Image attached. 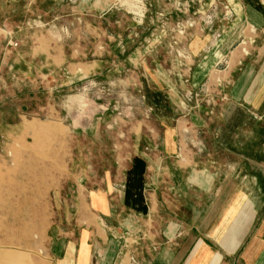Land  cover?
<instances>
[{
  "label": "rangeland",
  "instance_id": "374dc122",
  "mask_svg": "<svg viewBox=\"0 0 264 264\" xmlns=\"http://www.w3.org/2000/svg\"><path fill=\"white\" fill-rule=\"evenodd\" d=\"M235 8L232 0H0V264H55L71 226L72 201L62 198L73 173L115 174L117 152H131L142 132L176 131L197 168L215 177L194 196L213 199L231 180L235 199L249 200L248 237L264 234V98L257 108L235 105L232 83L217 77L222 59L212 78L194 77L209 37L220 40L239 18ZM146 88L163 89V100L147 101Z\"/></svg>",
  "mask_w": 264,
  "mask_h": 264
},
{
  "label": "crops",
  "instance_id": "0c3cea01",
  "mask_svg": "<svg viewBox=\"0 0 264 264\" xmlns=\"http://www.w3.org/2000/svg\"><path fill=\"white\" fill-rule=\"evenodd\" d=\"M232 2L239 18L220 40L209 37L194 77L199 85L212 78L222 59L217 77L232 83L230 100L257 108L264 98V8L257 0ZM196 50L201 57L200 45ZM162 90L146 88V100L162 99ZM130 151L117 152L115 174L108 170L95 179L84 170L73 173V190L62 198L72 201L74 210L65 213L71 226L55 246V264H264V234L248 237L249 200L235 199L231 180L213 199L196 198L194 192L211 190L215 177L197 168L176 131L142 132Z\"/></svg>",
  "mask_w": 264,
  "mask_h": 264
}]
</instances>
